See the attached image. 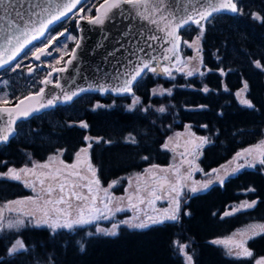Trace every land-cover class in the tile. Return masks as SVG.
I'll use <instances>...</instances> for the list:
<instances>
[{
    "label": "trees",
    "instance_id": "16d2710c",
    "mask_svg": "<svg viewBox=\"0 0 264 264\" xmlns=\"http://www.w3.org/2000/svg\"><path fill=\"white\" fill-rule=\"evenodd\" d=\"M234 1L243 14H214L197 45L201 49L197 53L203 76L194 73L189 77L187 71L175 69L174 79L147 73L133 89L140 103L132 110L128 109L131 95L90 93L89 100L77 97L50 109L54 122L37 116L20 121L16 135L0 148V172L10 166L44 161L56 150H63L62 158L69 162L87 146L85 136L102 138L100 142L91 140L89 155L103 186L141 173L152 165L168 164L171 152L162 145L186 125L196 134L211 139L199 158L204 170L210 171L241 149L258 143L264 137V68H256L254 62L259 60L264 65V23L254 20L251 13L264 16V0ZM180 35L184 63L193 51L183 42L191 43L199 35V29L188 25L180 30ZM221 68L224 74L220 73ZM245 82L248 89L241 96L251 100L254 108L242 105L236 95ZM158 86L171 89V94L165 91L160 95L162 91H155L154 95ZM205 86L208 92L203 91ZM95 101L105 107L94 110ZM202 105L206 107L201 108ZM161 107L165 109L163 112L159 111ZM74 120H83L88 128L70 122ZM205 124L207 129L201 127ZM20 125L27 127L22 131ZM129 134L135 143L126 141L131 139ZM120 188L115 190L121 191ZM248 188H254L255 192H246ZM28 193L20 182L0 178V202ZM245 200L258 203L253 209L223 215L231 209L230 204ZM185 211L191 215H184ZM249 221H264V171L259 166L241 169L226 178L223 185L216 183L187 195L179 220L163 225L144 229L121 226L114 236L94 233L93 228L90 231L93 235H89L85 226L56 232L47 226L31 224L4 229L0 232V264H184L182 255L174 248L175 240L189 245L187 251L193 256V264H254L253 258L237 259L211 243ZM16 239L25 242L27 251L8 256L7 248ZM80 244L84 245L83 251ZM247 246L255 258L264 256V235L249 240Z\"/></svg>",
    "mask_w": 264,
    "mask_h": 264
},
{
    "label": "snow or ice",
    "instance_id": "6c2138e0",
    "mask_svg": "<svg viewBox=\"0 0 264 264\" xmlns=\"http://www.w3.org/2000/svg\"><path fill=\"white\" fill-rule=\"evenodd\" d=\"M81 0H67V2L62 5L57 6L56 14H49L50 18L44 15V13L48 12L47 8L42 9L40 13H37L35 9H29L27 12L23 10L17 11L15 0H0V20L5 21L4 30L0 33V70L6 71L7 69H12L13 72H16L17 69L21 67L22 61L17 62L20 56H27V51L32 45L33 41L40 42L42 47H35L34 50L31 51V56L36 60L40 61L42 56L48 57L51 56L52 53L49 51L50 46H55L59 43V38L65 36L67 33V29L64 32L56 33L53 35L51 39H48L47 43H43V40L47 37V33L50 32L59 22L63 19H68L69 15L73 14L72 10L75 9ZM143 0H104V3L100 5L99 8L96 9V16H80L77 24L79 26L80 21L87 20L92 25H104L106 20L108 22H113L116 19V15L113 13V10L120 11L122 9V5H132L134 7H139ZM170 2H174V0H170ZM62 9V10H61ZM101 9H103V14H101ZM164 10V0H158L157 6L154 8L153 15L156 13H163ZM83 11V9H81ZM221 12H231L233 14H243V9L238 5V2H234V0H195V3L192 5L191 14L185 13L184 16L176 18L173 16V19L169 21L166 25V28L163 29L165 31L166 37L169 39L166 43L170 44V47L165 48L164 52L173 53V62L171 64L167 63L170 57L165 54L162 59H157L156 55H154L150 49H153V44L148 41H159L163 39L157 35H150L145 40L144 47H141L139 43L136 44V48H128L124 49V45L120 43V49L127 51L128 55L122 61H118L116 66L112 70L111 76L108 78L109 81H116V83L109 84H101L96 86L97 91L104 93L105 91H111L117 95H131L132 96V104L128 106L129 110H132L136 105L140 103V98L135 95L133 89L136 85L144 78L147 73H152L156 77L164 76L166 78H172L173 69L176 72H185V68L188 67L186 63L183 67L177 66V61L180 60L179 55H177L179 44L181 41V37L178 35V29H183L185 26L193 25L199 29V35L191 42L184 41L183 43L187 45L189 48H193L194 45H197L203 38L204 33L206 31V25L211 22V19L214 14ZM251 16L254 20H259L264 23V16H261L258 12H252ZM137 17L142 20L149 21L151 24L158 25L160 21H164L167 19L166 16L161 14L160 20H156L151 18L148 15H144L143 12H137ZM129 20L132 19L131 16L128 17ZM174 23V26H173ZM35 35H32V33ZM121 35H123L121 33ZM75 40L77 47L72 49V52L75 54L79 51L82 46V41L72 37ZM127 39V37H125ZM135 40V37H133ZM195 51L199 52L200 48H195ZM64 55H67L65 52ZM114 53H108V56H113ZM75 57H73L74 59ZM63 56L60 59L55 61L56 64H59ZM194 58H189L191 61ZM203 61L201 60V63ZM72 60L65 61V67H54L51 66V72L48 73V76L42 80L40 83L47 86L52 84L53 81L50 79L54 73H63L67 71V65L71 64ZM256 68H264V65L261 64L259 60L255 61ZM15 65V67H13ZM34 69L29 66L28 72L32 73ZM211 71V69H208ZM221 74H224L223 68L219 69ZM194 73H199V75L203 76L204 72H200L199 68H193L186 72V75L191 77ZM5 84L7 81L4 82ZM54 87L62 88L61 78H57L55 81ZM89 87H93L90 85ZM248 89L247 82L244 83V87L237 92V96L240 98V103L248 108H254L255 106L251 102V100L244 98L241 96V93L246 92ZM87 89H79V91H69L64 90L62 95H53L51 98L46 100V103L37 102L35 107H29L26 109H21L17 107L15 109L3 107L0 108V112L7 113V119L3 121L2 126H0V143L7 142L10 137L16 135V130L14 125L21 118H28L32 114L39 112L41 109H45L47 107L55 106L60 102H68L73 100L74 97L78 96L79 93L85 92ZM167 92L169 95L171 94V89H166L160 92V95H163L164 92ZM204 92H208L209 88L205 86L203 88ZM153 94H157L155 90H153ZM46 95V88L40 87L38 92L31 94L30 96L24 97L19 103L23 105L25 101L35 98H43ZM3 104H8L10 101L4 100ZM105 107L102 104L97 103L94 106L95 108ZM111 107V105L109 106ZM201 108L206 106L202 105ZM147 110V109H145ZM165 109L161 107L159 111L163 112ZM75 125H69V127H73ZM79 127L87 129L88 124L84 121H81ZM202 128L207 129L208 125H201ZM186 128H190V126L186 125ZM179 135V134H177ZM194 139L189 140L188 143L191 145L189 151L190 154H194L201 149L204 148L205 145L211 144L210 137L207 136H196L195 133H192ZM131 137V134H129ZM102 139V138H100ZM100 139H97V142H100ZM90 138L88 136L84 137V141L88 142ZM171 140V138H169ZM127 142L135 143V138L131 137V139L126 138ZM264 144V142H262ZM92 144L87 143L86 147H82L77 153L78 161L77 164L83 166L87 165L88 171L92 173L93 183L99 185L100 181L96 178V169L93 168L92 164L88 160H79L81 153L87 154L91 149ZM163 148H168V143H164L162 145ZM255 148V151H253ZM63 151V150H58ZM49 159H53V157H49ZM145 160L148 157H144ZM243 162H239V161ZM7 163V162H5ZM61 163H63L61 161ZM190 170L202 171V169L193 168L194 161L188 160ZM77 164H73L71 167L75 169ZM234 165V166H232ZM259 166L261 171H264V146H253L250 148H244L240 152H237L233 159L228 162V166L221 165L220 169H212L210 172L205 173L206 177H213L210 179H205L204 181H194L193 186H191L188 190L191 193H197L198 191H202L207 189L210 185L214 183V181L219 182L221 185L224 184L225 179L236 174L241 169L244 168H255ZM35 167H46L33 165ZM158 165H152V168H158ZM223 170L224 174L219 175L220 170ZM149 171L145 169V172ZM36 175L33 172L32 168L24 167L21 169H15L9 167L6 172H0V178H8L14 181L23 180L25 186H32V182L29 179V175ZM74 175H79V173H73ZM43 183V181H41ZM113 183H116L115 181ZM112 185H109L111 188ZM161 187H164V184H161ZM187 185H182L180 179L177 178L176 183L171 185V193L174 196H169L170 203L168 208H164L157 213L156 216H145L143 219H140L138 223L133 224L131 220L121 221L120 223L129 224L131 227L136 228H148L154 225H163L167 221H178L179 214L182 210V201L183 195L179 189L187 188ZM61 192L64 190V185L60 186ZM33 191L35 188L33 187ZM51 188L48 189V192L51 193ZM91 191V188H89ZM105 193H108V189H103ZM127 191V190H126ZM246 192H255L254 188H248L245 190ZM139 189H137V193ZM154 194V193H153ZM168 195V194H166ZM72 196L77 200H80L81 197L77 196L75 192L72 193ZM165 197L156 196V199H163ZM26 199L31 200V197ZM132 197L129 196V202H131ZM92 204L85 207H80L78 210L73 213L72 205L68 204L67 207H54L51 211H43L40 218L36 219L33 212H23L21 215L24 217L23 219H15L9 220L6 224L3 223V216L0 214V230L3 229H19L27 227L28 224H31L33 227H42L47 226L55 232L57 229H72L74 226H84L92 224L94 221L100 219H108L110 215H114L115 212L121 211L122 209L117 206L115 208L111 207L112 198L109 195H106L104 198H98L97 196L91 197ZM20 201H9V204H19ZM46 204L55 203L57 205H63L65 203L64 197L61 196L59 200L52 201L46 200ZM149 203H154V201H149ZM257 200H245L241 201L238 206H231L230 211H225L224 216H232L236 213L244 212L248 209H253L257 205ZM97 204L103 205V207H98ZM135 207V205H131ZM184 215H191L190 212H184ZM215 215V213H214ZM223 218V217H222ZM139 219V218H138ZM27 221V223H26ZM33 221H35L33 223ZM117 224H112L110 229L102 228L99 225L96 226V233L103 234L106 236H114L117 234ZM238 234L240 236L239 240H234L231 237L225 238L223 240L217 239L211 241L213 244H223L227 249V255L234 256L237 259L239 258H253L254 264H264V256H260L259 258L254 257V252L247 246V242L255 237L264 235V223H253L249 224L246 229L238 230ZM89 235H93V233H89ZM235 235V234H234ZM189 245L179 244V242L174 241V248L184 256V264H193V256L189 254L186 249ZM81 251L84 249V245L80 244ZM23 251H27L25 242L22 239H16L14 243H12L11 247L7 248L8 256H12L15 253H20Z\"/></svg>",
    "mask_w": 264,
    "mask_h": 264
},
{
    "label": "rangeland",
    "instance_id": "374dc122",
    "mask_svg": "<svg viewBox=\"0 0 264 264\" xmlns=\"http://www.w3.org/2000/svg\"><path fill=\"white\" fill-rule=\"evenodd\" d=\"M99 3V0H84L78 8L69 16L68 19L62 20L57 25L58 27H54L50 32L47 33V37L43 40V43H47L48 39H51L53 35L59 33L61 27L70 25L69 31L59 39V43L55 46H50L49 51L52 53L51 56L44 57L42 59L44 66H39V63H36L32 60L31 51L34 50L35 46L42 45L40 42L35 41L27 51V56H20L17 62H21V67L13 72L12 69H7L6 71L0 70V104L4 100L10 101V103L15 102L17 99L21 98L22 96L37 91L42 84L40 83L43 78L48 76V73L51 72V66L60 67L63 65L65 59L69 55L75 40L72 37L77 39V27L75 26V21L77 17L78 9H83L84 16H92L94 14L95 6ZM61 23V24H60ZM198 45V44H197ZM197 45H194L191 50L193 51L189 58H194L188 62H180L177 64L179 67H183L186 63L188 67L185 68V71L191 70L193 68H199L200 63V55L195 51V48H198ZM67 55H64V53ZM63 56V59L59 64H56L55 61L60 59ZM31 66L34 71L32 73L28 72V67ZM15 67V65H13ZM188 69V70H187ZM174 70V69H173ZM52 81L56 79V74L50 78ZM7 81L5 84L4 82ZM169 88H162L158 86L155 91H164ZM90 93L92 92H84L78 98L79 100L85 101L91 98ZM99 101H95L92 104L94 107ZM132 104V103H131ZM130 104V105H131ZM52 113L50 110L44 111L38 115H35L41 119H47L49 121L54 122L52 117ZM83 120H74L70 121L77 125ZM19 123V122H18ZM17 123V124H18ZM27 125H20L19 130L24 131ZM18 129V128H17ZM192 133H195L190 128H184L183 130L172 134L168 137V148L171 152V159L168 164L160 166L158 168L153 169L152 167L149 168L147 172L143 171L141 173H136L133 175H129L123 179L114 180L116 183H109L107 186H103L99 183V185L93 183V176L90 171L87 169V165L76 167L75 169L68 167L71 166V161L66 162L62 158L61 151L53 152L48 155V157L44 161H40L38 163H32L31 165H21L20 167L10 166L15 169H21L24 167L32 168L33 172L36 175H29L26 179L31 180L32 186H25L23 180L18 181L22 184L24 188H26L29 193L23 196H16L10 200L5 202H0V214L3 216V223H7L9 220L15 219H23L24 217L21 215L23 212H33L36 219H39L42 212L47 210L51 211L54 207H67L68 204L72 205V211L75 213L80 207H87L92 204L91 197L97 196L98 198H104L106 195L111 196L112 204L111 207L115 208L119 206L122 210L115 212L114 215H110L108 219H100L94 221L92 224L84 225L86 227V233H90L93 228V232L96 233V226L99 225L102 228L110 229L112 224H117V232L121 226H129L126 223H120L121 221L131 220L133 224L138 223L140 219H143L146 215L147 216H156L160 210L169 207L170 198L169 196H174L171 193V185L176 183L177 178L180 179L182 185H187V188H180L179 190L184 193L183 199L187 195H192L195 193H191L188 189L193 186L194 181H204L205 179H210L213 177H206L204 174L210 172L209 170H204L199 162L201 151H198L194 154H190L188 150H190L191 145L188 143L189 140L194 139ZM179 134V135H177ZM196 136H200L195 133ZM90 140L87 143H91V140H97L99 138L88 136ZM171 138V140H169ZM264 137L258 143H255L249 147L253 146H263ZM185 146V152H177L175 151L176 146ZM2 147V146H1ZM0 147V148H1ZM244 149V148H243ZM242 150V149H241ZM240 150V151H241ZM239 151V152H240ZM255 151V148H253ZM78 152V151H77ZM89 154V152H88ZM84 154H81L80 157H83ZM49 157H53V159H49ZM78 158L77 155H74V158ZM188 158V160L194 161L193 168L202 169V171H195L190 170L189 164L185 162L183 159ZM233 158L227 160L226 162L222 163L221 165L228 166V162L231 161ZM187 160V161H188ZM61 161L63 163H61ZM91 163V160L89 161ZM239 162H243L242 160ZM39 165L46 167H35L33 165ZM92 164V163H91ZM214 169H220V166ZM93 166V165H92ZM234 166V165H232ZM93 168H95L93 166ZM6 172V171H5ZM79 173V175H74L73 173ZM224 172L221 169L219 175H223ZM97 178V176H96ZM43 181V183H41ZM124 181V182H122ZM219 182L214 181L213 184ZM64 185V190L61 192L60 186ZM161 184H164V187H161ZM212 184V185H213ZM109 185H112L109 188ZM121 187V191L115 190L116 187ZM211 186V185H210ZM209 186V187H210ZM33 187L35 191H33ZM208 187V188H209ZM51 188V193L48 192V189ZM91 188V191H89ZM107 188L108 193H105L103 189ZM137 189L139 192L137 193ZM127 190V191H126ZM206 190V189H205ZM204 191V190H202ZM75 192L77 196L81 197L80 200H77L75 197L72 196V193ZM201 192V191H198ZM197 192V193H198ZM154 193V194H153ZM168 194V195H166ZM64 197L65 203L63 205H57L55 203L46 204V200L56 201ZM129 196L132 197L131 202H129ZM156 196L165 197L163 199H156ZM31 197L32 199H26ZM9 201H20L19 204H9ZM149 201H154V203H149ZM240 202H235L230 204L228 208L231 206H238ZM131 205H135L132 207ZM98 207H103L101 204H97ZM139 218V219H138ZM35 221H33L34 223ZM253 223H264V221H249L244 223L235 229H233L227 235L220 237V240L225 238L231 237L234 240H239L240 236L238 234V230H244L249 224ZM79 227V226H74ZM49 228V227H48ZM72 228V229H73ZM6 229V228H5ZM52 232L53 230L49 228ZM72 229H57L59 230H72ZM4 230V229H3ZM3 230H0L3 231ZM55 231V232H56ZM235 234V235H234ZM175 242H178L175 240ZM182 244V243H179ZM219 245L226 253L227 249L223 244ZM189 247L186 249V251ZM188 252V251H187ZM189 253V252H188ZM190 254V253H189ZM182 255V254H181ZM183 260L184 256L182 255ZM259 258V257H257Z\"/></svg>",
    "mask_w": 264,
    "mask_h": 264
},
{
    "label": "water",
    "instance_id": "95a60500",
    "mask_svg": "<svg viewBox=\"0 0 264 264\" xmlns=\"http://www.w3.org/2000/svg\"><path fill=\"white\" fill-rule=\"evenodd\" d=\"M82 1L83 0H81V2ZM65 2H67V0H15V5L17 11L23 10L24 12H27L29 9L34 8L37 13H40L42 9L47 8L48 12L44 13V15L50 18L49 14H56L58 10L57 6L62 5ZM157 2L158 0H143V2L140 4L139 7H134L132 5H122V9L120 11L113 10V13H110V15L115 14L116 19L113 22H108L106 20L104 25H92L87 20H83L80 21L78 26L77 21L79 20L80 16H84L83 11L79 9L77 12L75 26L77 27V39L82 41V46L80 47L79 51L74 54L72 52V49L77 47L75 42L72 46L69 55L65 59V61L72 60V63L67 65V71L63 73H54L56 74V79L58 77L61 78V84L63 87L62 88L54 87L56 81L55 79L52 84H49L47 86L42 84L41 87L46 88V95H44L43 98H35V99L27 100L24 102L23 105H20L19 103L21 100L24 99V97L30 96L31 94L38 92L40 89L39 88L37 91L30 92L22 96L21 98L17 99L13 103L0 104V108L7 107V108L15 109L17 107H20L21 109H26L29 107H35L38 101L40 103H46V100L51 98L53 95H62V92L64 90L78 92L79 89L81 88L87 89V91L85 92H98L101 95L104 94L117 95L111 91H105L104 93H101L97 91L96 86L101 84L116 83V81L114 80L109 81L108 78L111 76L112 70L116 66V63L118 61L124 60V58L128 55L127 51L117 50L120 49L121 42L124 45V49H128V48L135 49L137 43H139L141 47H144L145 40L147 39L148 36L150 35L160 36L163 39L159 41H148L149 43H152L154 46L153 49H150L149 51H151L154 55H156L158 60L162 59L163 55L167 54L170 57L167 63L171 64L173 62L172 59L173 53L164 52V49L170 47V44L166 43V41L169 38L166 37L165 31H163V29H165L167 23L173 19V16L179 18L181 16H184L185 13L191 14L192 5L195 3V0H174V2H170V0H164L163 13H156L155 15H153V11L154 8L157 6ZM80 3L78 4V6L80 5ZM102 3H104V0H101L95 6L94 14L92 16L97 15L96 9L99 8ZM75 9H73L72 12ZM137 12H143L144 15H148L151 18L156 19L158 21L160 20L161 14L166 16L167 19L164 21H160L158 25H154L151 24L149 21H145L137 17ZM221 13L233 14L231 12H221ZM101 14H103V9H101ZM129 16L132 17L131 20L128 19ZM4 26H5V21L0 20V33L3 32ZM180 30L181 29L177 30L179 36H180ZM64 31L65 29H63L61 32ZM121 33L123 35H121ZM32 35H35V33L33 32ZM125 37H127V39H125ZM133 37H135V40H133ZM0 43H2V41H0ZM108 53H114V55L108 56ZM177 55H179L180 57V60L177 61V63H180L181 41L179 44ZM73 57L75 58L73 59ZM43 58L44 56H42L40 61H36L32 57V60L36 63H39V66L43 67L44 66V63L42 61ZM65 61L63 65L60 67H65ZM45 78H43V80ZM90 85H92L93 87H89ZM82 93H79V95H81ZM76 97H74L73 100ZM71 101L60 102L57 103L55 106L41 109L39 112L32 114L28 118L19 119L17 123L19 121L27 120L35 115L43 113L44 111L50 110L58 105H63ZM7 116H8L7 113L0 112V126H2L3 121L7 119ZM17 123L14 125L15 130H17L16 129ZM12 137H10V139ZM7 142L0 143V145L5 144ZM175 151L181 153L184 152L177 145ZM81 154H84V156L79 157V160H89L88 154L85 153H81ZM183 160L187 162L188 158H184ZM77 161L78 158H75L71 162V165L77 164ZM79 166L80 165L77 164V167Z\"/></svg>",
    "mask_w": 264,
    "mask_h": 264
},
{
    "label": "flooded vegetation",
    "instance_id": "af4514ba",
    "mask_svg": "<svg viewBox=\"0 0 264 264\" xmlns=\"http://www.w3.org/2000/svg\"><path fill=\"white\" fill-rule=\"evenodd\" d=\"M64 20H66V19H64ZM60 24H61V23H60ZM58 26H59V25H57L56 27H58ZM56 27H55V28H56ZM70 27H71V26H70L69 24L66 25V26L61 27L59 33H60L63 29H67V32H68L69 29H70ZM42 46H43V45H39V46H35V47H42ZM35 47H34V48H35ZM176 145L179 146L178 144H175V146H176ZM263 146H264V145H263ZM179 148L182 149V150L185 152V148H186L185 146H179Z\"/></svg>",
    "mask_w": 264,
    "mask_h": 264
},
{
    "label": "bare ground",
    "instance_id": "6f19581e",
    "mask_svg": "<svg viewBox=\"0 0 264 264\" xmlns=\"http://www.w3.org/2000/svg\"><path fill=\"white\" fill-rule=\"evenodd\" d=\"M1 147V146H0Z\"/></svg>",
    "mask_w": 264,
    "mask_h": 264
}]
</instances>
